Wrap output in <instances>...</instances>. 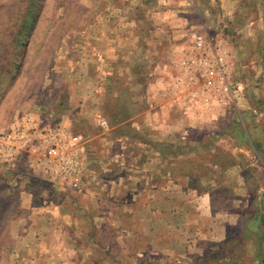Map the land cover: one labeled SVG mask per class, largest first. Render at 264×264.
Segmentation results:
<instances>
[{"label":"rangeland","instance_id":"374dc122","mask_svg":"<svg viewBox=\"0 0 264 264\" xmlns=\"http://www.w3.org/2000/svg\"><path fill=\"white\" fill-rule=\"evenodd\" d=\"M0 264H264V0H0Z\"/></svg>","mask_w":264,"mask_h":264},{"label":"built area","instance_id":"2783aa9c","mask_svg":"<svg viewBox=\"0 0 264 264\" xmlns=\"http://www.w3.org/2000/svg\"><path fill=\"white\" fill-rule=\"evenodd\" d=\"M25 120L27 122L32 121V117L30 113L26 114ZM101 124L104 125L105 121H102ZM22 131H23V122L16 123V125L14 126V130H12V132H10L7 135V137L13 141ZM59 135L60 133L56 128H54L53 130L51 129L49 132H46L47 138L49 140H54L56 144L53 143L52 145L47 147V150L45 152L47 162H45L44 164L46 167H52V165H54L57 162L59 163V165L66 167L67 164L70 163L76 175L78 169L77 158L79 154V148L77 147V144L81 141V138L79 136L70 137V139H68V142L63 145L58 142V140H61L59 138ZM53 167L55 168L56 166ZM77 181L78 180H76V182Z\"/></svg>","mask_w":264,"mask_h":264},{"label":"crops","instance_id":"0c3cea01","mask_svg":"<svg viewBox=\"0 0 264 264\" xmlns=\"http://www.w3.org/2000/svg\"><path fill=\"white\" fill-rule=\"evenodd\" d=\"M116 48V47H115ZM115 52V54H117V49L114 51ZM151 198H156L155 199V203H158V201L159 202H161V203H163V201L161 200V197L159 196V195H157V196H155V195H152V196H150ZM160 203V204H161ZM161 209H158V214L156 213V215L155 216H157L156 218H155V223H156V225H157V229H156V231H154L155 233H153V234H155V236H157V235H161V234H163L164 232H165V230H164V227L163 226H161L160 224H159V222H158V220H159V217H162V215H163V213L160 211ZM161 215V216H160ZM211 234H218V235H221L222 234V231H219V233H211ZM204 235H209L208 233L207 234H204ZM44 242H46V244H45V247H43V246H39V247H34L35 248V251L34 252H36V254H37V257H38V259H41L42 257H44V258H46V257H49V255L48 254H50L49 252H51V249L49 248V242H48V239L47 238H45V240H44ZM186 249H184L183 251H185ZM191 249H189V251H190ZM193 251L195 250V249H192ZM170 251H174V252H178V251H180V248H179V243H174V244H172L171 245V247H170ZM43 252L45 253V254H43ZM53 252H55V248L53 249ZM66 263H68V262H66Z\"/></svg>","mask_w":264,"mask_h":264}]
</instances>
